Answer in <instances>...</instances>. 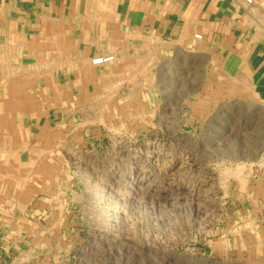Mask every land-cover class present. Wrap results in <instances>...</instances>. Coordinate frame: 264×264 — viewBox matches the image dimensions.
Wrapping results in <instances>:
<instances>
[{
  "label": "rangeland",
  "instance_id": "1",
  "mask_svg": "<svg viewBox=\"0 0 264 264\" xmlns=\"http://www.w3.org/2000/svg\"><path fill=\"white\" fill-rule=\"evenodd\" d=\"M185 65L177 57L181 86ZM160 66V79L145 71L130 80L136 93L119 80L106 95L55 88L45 105L38 78L10 79L19 90L25 81L34 122L49 128L26 142L0 132V264H264L243 194L264 149V105L246 89H217L216 79L169 93ZM8 85L0 104L15 106L22 94ZM16 186L31 188L30 205L19 204Z\"/></svg>",
  "mask_w": 264,
  "mask_h": 264
},
{
  "label": "crops",
  "instance_id": "2",
  "mask_svg": "<svg viewBox=\"0 0 264 264\" xmlns=\"http://www.w3.org/2000/svg\"><path fill=\"white\" fill-rule=\"evenodd\" d=\"M263 23L264 0H0V89L3 86L4 94L9 84L6 92L24 97L15 106L0 104V111L23 112L15 119H0L1 139L26 142L48 134V122L42 127L34 122L37 106L27 91L25 95V81L31 78L39 79L34 86L46 97L42 105L55 88L63 95H106L118 80L131 86L132 94L138 86L130 80L138 74L150 71L152 78L156 73L161 78V60L169 72V93L179 87L184 94H193V87L216 79L217 89L226 86L235 94L246 89L264 105ZM107 55L114 61L92 64ZM177 57L186 63L182 86L175 81ZM28 61L45 69L16 70V63ZM22 77L20 92L18 85L10 86V79ZM256 160L243 194L252 220L249 241L254 253L264 255V162L259 164L264 149ZM16 187L19 204L30 205L31 188Z\"/></svg>",
  "mask_w": 264,
  "mask_h": 264
},
{
  "label": "built area",
  "instance_id": "3",
  "mask_svg": "<svg viewBox=\"0 0 264 264\" xmlns=\"http://www.w3.org/2000/svg\"><path fill=\"white\" fill-rule=\"evenodd\" d=\"M248 3H252V0H246ZM197 39H201L202 36L201 35H196ZM114 56L113 55H107V56H99L96 57L95 59H93V64L94 65H102V64H107L110 63L112 61H114Z\"/></svg>",
  "mask_w": 264,
  "mask_h": 264
},
{
  "label": "bare ground",
  "instance_id": "4",
  "mask_svg": "<svg viewBox=\"0 0 264 264\" xmlns=\"http://www.w3.org/2000/svg\"><path fill=\"white\" fill-rule=\"evenodd\" d=\"M263 24H264V23H263ZM23 45H24V44H23ZM6 47H7V46H6ZM10 47H11V46H10ZM13 47H14V46H13ZM92 64H93V60H92ZM102 65H103V64H102ZM4 71H5V70H4ZM34 71H35V70H34ZM23 72H24V71H23ZM5 75H6V74H5ZM30 75H31V74H30ZM50 75H52V74L50 73ZM26 76H27V75H26ZM12 94H13V93H12ZM12 94H11V95H12ZM23 98H24L23 95H19V96L17 95V96H16V94H15V96H14V99H16L17 101H18V100H19V101H20V100H23ZM15 102H16V101H15ZM18 103H19V102H18ZM2 116H3V115H2ZM0 119H1V118H0ZM5 119H6V118H5ZM6 122H7V121H6ZM238 172H240V171H238ZM234 173H235V172H234ZM234 173H233V174H234Z\"/></svg>",
  "mask_w": 264,
  "mask_h": 264
}]
</instances>
